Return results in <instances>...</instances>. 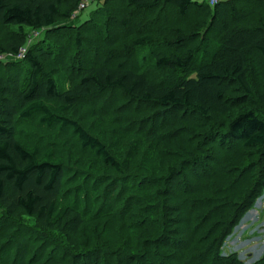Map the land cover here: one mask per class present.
Wrapping results in <instances>:
<instances>
[{
    "label": "trees",
    "instance_id": "1",
    "mask_svg": "<svg viewBox=\"0 0 264 264\" xmlns=\"http://www.w3.org/2000/svg\"><path fill=\"white\" fill-rule=\"evenodd\" d=\"M104 1L102 7L99 6L100 9L108 5V0ZM81 2L82 0H0V23L18 30V37L6 47L0 46V53L17 57L30 38L28 31L36 33L44 30L48 35L58 29L56 25L60 22L69 25ZM127 6L132 11L144 12L159 7L174 9L182 16L195 8L211 18V27L203 31V37L202 31L198 29L189 39L178 37L180 46L186 45V41L189 44L191 40L195 42L197 39L200 43L196 41L197 45L187 49V52L163 53L157 59L159 68L181 73L180 82L155 83L149 76L150 72L133 69L125 60L116 62L120 56H126L134 49L144 51L146 48H154L157 35L151 31L137 36L122 51L111 49L104 62H97L87 54L82 65L78 60L77 63L76 59L73 60V67L80 69V76L63 91L57 81V67L47 68L48 62L59 60L50 48L52 40L47 38L49 35L41 43L29 47L23 59L12 60L6 65L0 63V242L3 241L0 264H8L16 250L13 264H27L28 247L24 248L27 245L24 234L32 228L39 227L45 233L56 229L69 235L76 234L82 228H89L92 221L100 222L104 217L113 218L117 213L106 210L104 205L98 203L99 196L104 194L101 189L109 170L116 173L115 177H125L121 180L108 179L111 181L108 189L114 191L119 188L118 199L120 196L125 198L123 218L129 217V213H133L134 208L141 205L140 210L152 219L148 221L144 218L143 223L135 227L148 232H154L151 226L157 229V234L151 233L154 235L142 238L141 254L126 249L128 253L119 254L121 261L123 254L130 260H151V256L153 260L169 243L175 244L177 241L187 244L193 241L187 238L182 240L185 234L175 233L170 228V225H178L177 218L172 217L176 206L169 204L174 191L172 185L178 182L182 172L188 170L193 163L173 166L172 173L164 177L161 155L164 153L165 140L161 132L167 130L168 125H154L150 131H135L137 139L128 149L123 135L109 137L103 119L99 118L102 112L98 111L97 124L92 126L69 116V112L86 99L105 97L102 104L111 105L110 100L114 104L119 92L124 95L128 106L136 105L134 109L137 108L138 111L146 106L161 110L186 109L208 118L211 106L220 107L221 100L224 99L223 92L217 91L214 94V83L233 80L244 86L246 94L258 103L247 101V106L250 107L229 121L231 137L239 140L237 145L229 147L245 148L249 153L257 150L258 156L264 155V92L255 91L252 83L254 74L261 82L264 81V0H221L215 6L208 1L198 0H127ZM84 22L73 27L79 29L75 37L79 53H83L85 47L80 30L86 24ZM123 24L129 27L126 19ZM73 28L70 27L71 30ZM211 31L217 33L215 45L208 41L207 33L210 36ZM206 47H210L209 52ZM128 110V107H124L125 113ZM25 121H37L39 125L52 131L59 129L57 137L50 140L49 149L44 151L24 135L20 127ZM52 131L50 135L53 134ZM69 132L78 138L77 146L70 152L62 146L63 142L67 143L65 139ZM218 145L224 147L221 143ZM216 149L208 141L201 142L197 147L200 154L196 157L200 158L199 161H206L205 168L202 170L199 163L197 167H193L196 180L193 187L182 192L178 203L180 209L193 201L197 188L202 187L203 182V187L208 185L220 195L219 200L227 196L228 203L217 207L221 220L215 223L208 234L217 232L214 230L218 228V224H227V221L222 220L224 209L229 206L230 199L247 191L250 184L249 179L238 183V168L231 163L225 150ZM138 159H141V170L146 174V179L150 178L149 182L129 173ZM220 170L224 173H219ZM218 173L222 175L218 176ZM161 183L165 185L159 186ZM152 188L153 192L157 189L156 193H152ZM117 215L114 217H118ZM10 232L16 233L15 239L9 237L12 234ZM151 244L158 252L152 253L149 249ZM64 250L66 253L67 250ZM45 252L43 247L39 256H45ZM83 255L77 250L72 264H94L91 254L88 258L87 255L82 258ZM230 257L229 261L235 264L236 256ZM97 261V264H106L102 253H99Z\"/></svg>",
    "mask_w": 264,
    "mask_h": 264
},
{
    "label": "rangeland",
    "instance_id": "2",
    "mask_svg": "<svg viewBox=\"0 0 264 264\" xmlns=\"http://www.w3.org/2000/svg\"><path fill=\"white\" fill-rule=\"evenodd\" d=\"M103 1L94 0L93 2L92 0L93 3L91 2V5L80 13L77 18L72 19L73 21L69 25L66 22H60L56 25L58 29L48 34L49 37L47 38L52 40L50 48L54 50V56L59 57V60H51L47 63V68L57 67L56 77L60 89L63 91L69 88L72 82L80 76V69L73 67V60L76 59V63L78 60L79 64L82 65L87 54L92 59H96L97 62H104L107 53L111 49L122 51L125 46L131 45L137 36L150 31L155 32L157 35V43L154 48H146L144 51L134 49L128 55L120 56L116 62L125 60L133 69L150 72L149 76L155 83L180 82L182 74L166 68H159L157 59L163 53L187 52V49L197 45L196 41L200 43V40L197 39L195 42L191 40L189 44L186 41L187 46L183 44L180 46L178 37L189 39L197 29L202 31V35L205 29H210L211 18L195 8L190 10L186 16L180 15L177 10H167L162 7L150 12L132 11L127 6V0H108V5L100 9L99 6L102 7L101 4L105 2ZM125 19L129 23V27L123 24ZM84 21H86V24L80 30H82L85 47L83 48L84 52L79 53L75 44L76 33L79 29L73 27H78L76 25H80ZM28 33L30 38L24 47L26 51L29 47H33L35 43H41L47 35V31L44 30L36 33L28 31ZM216 35L215 31H211L210 36L207 33L208 41H212V45H215ZM204 36L206 37V34ZM17 37L18 30L16 28L7 27L0 23V46L6 47L10 41H14ZM206 48L209 52L210 47ZM26 51H23V53H26ZM15 59L18 58L11 54L0 53V63L3 65ZM23 69H25L24 65ZM2 71H5V69L2 68ZM25 71L27 73V69ZM261 81L255 74L252 76L255 91L258 90L259 92L261 90L264 92V81ZM262 84L263 86L259 87ZM213 86L214 94L216 95L217 91L223 92L224 99L221 100L222 105L220 107L217 105L211 106L208 118H203L186 109L170 108L161 110L158 107L151 109L149 106H141V111H138L137 108L134 109L136 105L128 106L129 104H127L124 95L122 96L119 92L117 93L118 99L114 104L111 100V105L109 103L102 104L105 97L86 99L69 112L70 117L78 119L88 126L97 124L98 118L96 115L98 111L102 112L99 118L103 119V125L107 129L109 137L115 134L123 135L125 146L128 149L137 139L135 131L139 129L150 131L153 130L154 125H168L167 130L164 129L161 132L165 140L164 153L161 155L162 167L165 172L164 177H168L172 173L171 167L173 166L181 167V163H193L188 170L182 172L178 182L172 185L175 192L171 193L172 199L169 204L176 206L172 217L177 218L178 225H170V228L175 233L185 234V238H182V240L187 238L193 241L187 244L175 241V244L172 242L164 246L160 252L156 251L155 246L151 244L149 249L152 250V253H159V255L158 253L157 256L155 255L153 260L152 256L150 257L151 260H148L149 258L146 260H130L126 254H123V260L121 261L119 254L128 253V251H125L126 249L141 254L143 251L142 238L146 237L145 235L153 236L157 234V229L151 226L154 232H148L142 228L140 229V227H138L139 229L135 227L138 224L141 225L144 218L148 221L152 219L151 216L140 210L141 205L134 208V214L129 213V217L123 218L125 216L123 212L125 198L123 199L120 196L118 199L119 188L114 191L108 189V183L111 182L108 179L117 178L121 180L125 177H115L116 173L109 170L105 185L101 189L104 194L100 192L102 195L99 196L98 203L104 205L106 210L117 213L118 217L113 215V218L104 217L100 222L92 221L89 228H82L76 234L69 235L56 229L47 233L39 227L30 229L24 234L25 244H27L24 245V248L25 246L28 247L27 264H72L77 250L84 254L81 256L82 258L85 255L88 258L91 254V261L94 264L98 262L99 253H102L106 264H234L229 261L231 255L236 256L235 264L264 263V155L263 157H261L262 155L258 156L257 150L249 153L245 148L229 147L237 145L239 140L231 137L228 127L232 117L250 107L247 106V101L250 100V103L253 104L258 102L246 94L244 86L242 87L233 80L215 82ZM108 98L111 99V97ZM124 107H128L130 110L125 113ZM142 120L143 123L141 124ZM20 129L32 143L38 144L44 151L50 148V142L57 137L56 133L59 130L57 128V130L52 131L42 127L37 121H25ZM50 131L53 133L52 136ZM65 140L67 143L63 142V148H67L69 152L73 151L78 144V138L74 133L69 132ZM68 140L70 141L68 142ZM206 141L210 142L215 149L218 146L216 151L221 149L227 152L231 163L238 168L236 173L239 174L237 177L240 180L239 184L245 182L246 179H249L250 183L247 191H243L235 198L230 199L231 202H229L227 209H224L225 214L222 219L227 221V224L225 226L218 224V228L214 230L217 232L212 234H208V232L213 229L212 227L215 226L216 222L221 220L217 207L228 203L227 196H224L223 200H219L220 195L216 194L208 185L203 187V183H205L203 182L202 187L197 188L195 197L192 198L193 201L178 209L182 192L193 187L196 180V175L192 170L193 167H197L199 163L202 170L205 168L206 161H199L200 158L196 155L200 154L197 147L201 145V142ZM220 143L224 147H219L218 144ZM129 173L133 177L139 176L149 182L150 178L146 179V174L141 170V159L137 160ZM219 173L224 172L220 170ZM247 176L249 178H246ZM163 185L165 184L161 183L159 186ZM153 188L152 193H156L157 189L155 188L153 192ZM195 199L199 200L195 201ZM0 213L2 214L1 210ZM207 213H209V217L206 216ZM118 219L120 220L118 221ZM202 223H204L203 226ZM10 233L12 234L9 237L15 239L16 233ZM130 236L133 238H130ZM174 237L176 236L174 235ZM2 243L3 241L0 242V248ZM45 244L46 246H44ZM43 247H45L46 252L45 256L41 257L39 253ZM64 249L67 250L66 253ZM88 250L90 251L87 252ZM16 255L17 250L8 264H13Z\"/></svg>",
    "mask_w": 264,
    "mask_h": 264
},
{
    "label": "built area",
    "instance_id": "3",
    "mask_svg": "<svg viewBox=\"0 0 264 264\" xmlns=\"http://www.w3.org/2000/svg\"><path fill=\"white\" fill-rule=\"evenodd\" d=\"M91 2H92V0H82V2L80 3L77 11L74 13L72 19L77 18V16H79L80 13H82L87 7H89L91 5ZM93 2H94V0H93ZM208 2H209L210 5L215 6L216 4H218L220 2V0H209ZM23 51H26V49L23 48L21 50L20 55L17 56L18 59H23L25 57L26 53H23Z\"/></svg>",
    "mask_w": 264,
    "mask_h": 264
},
{
    "label": "crops",
    "instance_id": "4",
    "mask_svg": "<svg viewBox=\"0 0 264 264\" xmlns=\"http://www.w3.org/2000/svg\"><path fill=\"white\" fill-rule=\"evenodd\" d=\"M203 1H207V0H200L199 2H203Z\"/></svg>",
    "mask_w": 264,
    "mask_h": 264
}]
</instances>
